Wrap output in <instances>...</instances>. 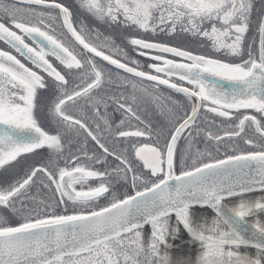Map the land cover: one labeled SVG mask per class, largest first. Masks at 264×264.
<instances>
[{
	"label": "snow or ice",
	"instance_id": "snow-or-ice-1",
	"mask_svg": "<svg viewBox=\"0 0 264 264\" xmlns=\"http://www.w3.org/2000/svg\"><path fill=\"white\" fill-rule=\"evenodd\" d=\"M80 6L99 21L117 22L123 17L122 23L144 32H175L179 28L206 39L214 51L234 57L242 55L253 10L252 0H80ZM48 7L59 9L63 26L81 46L79 55L51 34V25L43 17L56 18L41 10ZM71 16L67 7L49 4L48 0H14L11 4L0 0V41L33 66H27L9 51L0 50V168L44 147L62 155L64 134L83 130L101 152L100 156H88L85 152L84 158L93 164L106 163L109 156L119 161L116 171H123L125 176L132 173L134 194L121 197L112 193L110 202L98 207L99 198L110 191L106 181L109 173L77 163L80 155L66 158L65 166L55 172L45 167L32 168L23 179L0 189V207L19 215L16 203L19 201L21 208L25 206L24 199L37 173L47 178L46 187L55 186L59 198L54 206L44 204V214L30 210L16 225L0 216V264H173L166 249L171 247L169 240L176 238L181 226L199 247L196 258L183 264H262L264 225L256 222L249 228L245 218L254 215L253 209L264 210V150L241 152L223 159L193 160L191 167L182 163L179 173L175 170V151L178 139L185 132L192 136L187 130L195 125L205 102L211 105L207 111L220 117L230 118L233 111L241 109H253L264 115V17L258 24L259 58L253 57L249 47L248 59L240 63L195 55L144 39H130L139 55L161 62L148 65L156 73L150 74L138 70V61L129 58L136 65L129 66L89 42L84 27L78 30ZM34 17L40 19L33 23ZM26 41H31V45ZM85 50L93 55L81 59ZM164 54L185 62L168 59ZM48 57L59 61L78 78L71 91L69 80ZM95 57L134 77L166 85L192 101L191 114L185 113L177 122L163 148L147 143L134 145L136 159L148 170L143 176L136 174L125 156L106 147L87 123L66 111L70 102L85 99L93 102L97 118L102 119L100 105L106 109L107 104L100 98L93 101L92 94L104 83V71ZM205 74L231 83L234 90L229 93L215 85H206ZM173 76L187 81L193 89L170 82ZM49 77L56 90L48 109L58 125L55 134L42 127L36 116L40 90L49 88ZM132 87L135 89V83ZM130 99L131 104L121 103L120 99L114 102L126 115L139 120L132 108L136 96ZM246 121L264 138V125L255 116L246 114L235 126L238 130L225 132L224 136H241ZM104 123L110 127L107 120ZM99 128L97 123V131ZM115 135L129 138L145 137L149 133L137 128L118 130ZM207 138L217 142L223 139L211 132ZM244 142L254 146L251 139ZM90 180L99 183L85 190ZM257 190L261 191V198L254 204L246 202L244 194ZM232 197H240L239 204L226 208L224 202ZM61 205L62 212H57ZM205 208L215 213L210 223L203 213L197 212ZM146 226L150 229L147 236ZM242 246L257 249V257L250 259L241 254Z\"/></svg>",
	"mask_w": 264,
	"mask_h": 264
},
{
	"label": "flooded vegetation",
	"instance_id": "flooded-vegetation-1",
	"mask_svg": "<svg viewBox=\"0 0 264 264\" xmlns=\"http://www.w3.org/2000/svg\"><path fill=\"white\" fill-rule=\"evenodd\" d=\"M56 35L59 38H65L67 43H68V46L74 48V50L77 51L78 55L80 54V49L77 48L73 44V42L67 38V36L64 34V32L61 29L56 31ZM26 42H28L30 45L32 43L31 41H26ZM0 50L9 51L11 54L16 55L17 58L20 59L27 66L33 67L27 60L24 59V57L20 56L19 53H16L15 50L11 49L3 41H0ZM87 57H90V56L83 53V56H81L80 58L84 59ZM245 58H248V53H246V52H244L243 60H245ZM254 58L258 59L259 57L256 56ZM48 59L53 62L54 66L57 67V69L59 71H61L62 74L65 75L64 69H66V68H64V66L61 65L59 63V61H56L53 57H48ZM178 62H185V61H178ZM239 62H242V61H239ZM149 64H152V63H146L144 65H142L140 63L141 67H139V69H141L143 71H147V72H149V71L154 72L153 69L148 67ZM34 70L39 71L38 69H34ZM160 75L162 78H167V77H163V74H160ZM66 78L69 80V91H71V88L74 85V83L79 82V80L77 78L72 80L68 76H66ZM203 78H204L206 85H208V86L215 85L218 90H223V91H227V92L231 93L235 88V86L232 85L231 83H229L227 81L219 80L218 78L209 76L207 74H205ZM47 82L49 83V88L40 90L39 99H38V105L39 106H38V109L36 111V116L38 118L39 123L42 125V127H44L50 133L55 134V132L58 128V125L53 120L48 109H49L51 101L54 99V93L56 90L52 87L50 77L47 78ZM170 82H175L179 86L187 87L190 90H192L194 87L193 85L188 84L187 81H179L178 78L175 76L170 78ZM139 83L142 84L141 82H139ZM143 88H145L144 85L141 86V90ZM155 92H156V95L158 96V98L155 100L156 103L158 104V108H159L158 110H163V108L161 106L162 102L168 103L167 102V101H169L168 96L166 94H164V92H169V94H174V95L177 93V95L180 97V100L176 101L174 106L181 109V111H182L181 114H179L178 119H177V116L176 117H173L172 115L167 116L166 119L162 122L161 129L159 131L156 130V124L151 122L148 117L144 116L141 113V109L144 106H142L140 104V102L141 101H150L149 99L143 98L141 96V94H139L137 96L135 95L136 96V103L132 104L133 111L141 116V119H139V120H137L135 117H130V116L126 115L123 109H119L118 105L114 102L115 99H119V98L105 95L102 92H100V93H94L93 92V94H92L93 95V101L96 98H100L103 101H105L107 104L106 109H105L103 104L100 105V113H101L102 119L97 118L95 110L93 108V102L86 101L85 99H78V101L76 103L70 102L69 105L66 107V111L69 114H71L77 118H80L85 123H87L88 126L90 128H92V130L96 133L97 136H98V132H101L100 137L98 136V138L101 139V142L104 143L105 146L108 147L111 151L114 152L115 150H117L119 152L118 154L125 156L127 158L126 148L130 144H138V143H149V144H151V143H153L155 146H160L161 148H163L160 144L159 134L163 133V132H167L169 130L172 131L173 127L177 124V122L180 121L182 117H184L183 112L185 110L182 108V106H180L182 103L187 104V105H188V103L191 104L190 110H189V113L191 114L192 101H189L188 98L184 94H181L178 92H172V91H169V90H167L163 87H159V86H157V88L155 89ZM131 97L132 96H130L127 101L120 99V102L121 103L127 102V103L131 104V99H130ZM210 106L211 105L209 102H205V107H202L200 109L198 117L201 115V113H207V115L209 117H211V116L213 117V121L207 123L204 127H201L198 124V122L196 121L195 125H193V127L191 129L187 130V131L192 132V136L189 137L187 132H185V135L178 139L177 145L180 144V145L184 146L187 150H184V152L181 155H179V157L175 158V170L177 173H179L182 163L184 164L185 167H191L189 165L192 163V159H198L196 154H195V150L202 151L204 153V157L208 156L205 154V152L201 148L192 149V151H190V149L193 148V146H195V145L201 146L200 142L203 138L208 139L207 138L208 132H211L213 134V136L219 135V136L223 137L222 141H226L228 145L229 144H233V145L238 144L237 148H240V147L244 148V149H240L238 151H244L247 149H250V150H247L245 152L264 150V138H262L255 131V126L252 125L251 122L246 121L245 131L243 133H241V136H239V137L229 138V137L224 136V134H220L224 129H230L233 131L238 130V129H236L235 126L239 123V120L243 118V115H240L242 112H244L246 115H248V113H249L250 115L255 116V117L261 116L262 115L261 113L256 114L257 112H255V111H251L248 109H241L240 112H236V115L234 117H232V119L230 121H227L226 119H223L222 117L218 116L216 113L207 111V107H210ZM43 110H46L50 117L45 115L43 113ZM105 115H106V117H105ZM105 120H107V123H108V125H110V127L105 126V123H104ZM97 123H99V125H100L99 131H97V129H96ZM137 128H139L140 130H144V131L148 132L149 135L145 136V137H129V138L118 137L115 135V133L118 130H136ZM61 131L63 134V129H61ZM81 135L84 137V141L87 144H89V146H91L97 152V153L88 154V156H92L93 154L100 156L101 152L98 149V146L95 144L94 141L91 140L90 137H87L86 133H84L83 130H81L80 132H76L75 130H72L71 132L64 134V138H68V139L80 138ZM227 139H229V140H227ZM245 139L253 140L254 146L246 144L244 142ZM260 139H262L263 141H259ZM208 140H210V139H208ZM247 146L248 147L253 146V147L246 148ZM45 149H47V148L44 147V148H40L37 150H45ZM75 155H80V154L74 150L73 156H75ZM80 156H81V160L77 161V163L86 164L89 167H92L96 170H105L109 166L112 167L113 166L112 164H114V163L119 164V161L115 160L112 156L107 157L106 163H95V164H93L92 161H90V163H88L89 160L85 159L83 155H80ZM64 166H65V164H62V166H59V167H64ZM137 166L139 168V171L136 170L135 167H133L137 175L143 176L144 175L143 171L148 172L147 169H143L142 162H139L137 164ZM59 167H57V168H59ZM46 168L50 171V169L48 167H46ZM57 168H55L53 166L54 171H56ZM130 173L131 172H129L127 174L129 175ZM41 176H42V173H39V174H37V177L34 178V183L30 186L32 193L35 192L36 184L38 187L42 186V184L37 180V178H39ZM44 179L47 181L46 177H44ZM98 183H99L98 180H90L88 182V184L84 186L85 190H87L89 185L92 184L93 187H95L98 185ZM139 183L140 182L138 181L137 186H139ZM119 184L124 186V188L118 192L119 196L122 197L126 194H134V190L132 188V183L126 182V180H124L123 178L122 179L117 178L113 181L114 186L119 185ZM76 187H77V189L80 188L79 185H77ZM112 193H113L112 191H109V193H105L104 196L100 197L99 200L97 201V206L98 207L106 206L111 200V194ZM48 195H52V196L56 197L57 199L59 198L58 193L55 192V188L50 189L48 187L42 193H40L38 196H48ZM26 199H29V193H27V196L24 199V201ZM18 204H20L19 201H17L16 206ZM26 204H29V203L28 202L24 203V205H26ZM62 209H63V207L58 208L57 211H62Z\"/></svg>",
	"mask_w": 264,
	"mask_h": 264
},
{
	"label": "rangeland",
	"instance_id": "rangeland-1",
	"mask_svg": "<svg viewBox=\"0 0 264 264\" xmlns=\"http://www.w3.org/2000/svg\"><path fill=\"white\" fill-rule=\"evenodd\" d=\"M6 4H11L9 2H5ZM80 3V1H79ZM252 4H253V10L251 13V18H250V26H249V31L245 34L244 36V43H243V50H245L246 48L249 49V47L251 48V52L253 57H256V40H257V29H258V24H259V20H260V16L262 13V9L264 6V0H252ZM45 13H48L49 11L43 10ZM87 14H89L87 12ZM90 15V14H89ZM91 17H93L92 15H90ZM94 18V17H93ZM119 20H122V17L119 18ZM71 21L73 23V25L77 28L80 29L81 26L84 27L85 31H88L87 27L85 26V24L81 21V18L78 17V15L75 13V15L71 16ZM5 22L7 23V21L5 20ZM31 22H32V18H31ZM10 26V25H9ZM55 26L58 29V25L57 22L55 23ZM53 28V27H52ZM18 31V30H17ZM103 33L106 35V37H104L106 40L103 42L101 38V47L104 48V50H110L111 52H113L114 55H119V59L121 61H126V62H130L131 60H135L139 62H141V55L138 54V51L136 50V48L131 45L130 43L126 42V40L123 37L119 36L120 42L118 43L117 41V37L118 35L115 34L114 32H111L109 30L103 29ZM168 35H171L173 32H167ZM97 34V33H94ZM139 39V37H137ZM170 43L167 46H171V47H177L183 50V44L181 41H179L176 37H170ZM65 44L68 45L67 41L65 38H60ZM144 39L146 41H149L145 38H141ZM159 39V38H158ZM193 40H195L194 38H192ZM92 43L98 45L99 42L93 39H89ZM149 42H153V41H149ZM154 43H159V41H154ZM115 49H119V52H115ZM141 51H146V50H141ZM209 51L210 48L207 49L206 51V56L211 57L209 55ZM213 53V52H212ZM213 58L215 56H222L223 58L221 59V61H225V62H232V63H240L239 61H233L231 60L232 56L230 55H225V53L223 51L220 52H216V55L213 53ZM130 58V59H129ZM248 58H245V60ZM131 64V63H130ZM132 66H136L134 64H131ZM141 67V65H140ZM75 71V70H73ZM104 74H107V71L103 70ZM64 73L66 76L70 77V79L74 80L77 77L75 75H72L68 72L67 69H64ZM78 79V78H77ZM137 81V82H136ZM141 82L142 84H140L139 82ZM133 83H135L136 87L135 89H133L132 85ZM144 85L145 88H143L141 90V86ZM150 83L144 82L142 80L136 79V78H129V77H125L122 75H115L112 73H108V75L106 77H104V83L101 85V87L97 90L94 91V93H100L102 92L104 89L106 90V95L108 96H112V97H117L119 99H121V97H126L129 98L130 96L133 95H139L141 94V96L143 98L149 99L150 101H141L140 104L142 106H144L141 109V113L148 117L149 120L153 123L156 124V130L159 131L161 129V125L162 122L166 119L167 116L172 115L173 117L178 116L179 114H181V109L177 108L174 106L175 102L180 100V97L177 95V93L174 94H169V92L164 93L168 96L169 101H167L168 103H164L162 102L161 106L163 108V110H158V104L156 103V99L158 98V96L156 95L155 89L151 87ZM151 87V88H150ZM180 106H182V108L185 110L183 112V116L185 115V113L189 114V110H190V106L191 104L188 103L184 104L182 103ZM251 111H255L253 109H248ZM43 113L47 116H49L48 112L46 110H43ZM245 113L242 112L240 115H244ZM259 114V113H256ZM137 116L140 117L141 116L139 114L136 113ZM236 115V112L233 111L229 117H222L223 119H226L227 121H230L232 119V117H234ZM248 115H250L248 113ZM50 117V116H49ZM106 117V115H105ZM256 118L258 120L261 121L262 125H264V115L261 116H256ZM262 119V120H261ZM180 120V119H179ZM198 122V124L201 127H204L207 123L213 121V117H209L207 115V113H201V115L197 118L196 120ZM233 130L230 129H224L220 134H224L225 132H231ZM171 130L167 131V132H163L159 134V139H160V144L162 147H164L166 141H168L169 139V134H170ZM101 132H98V136L100 137ZM229 140V139H227ZM259 141H263L262 139H260ZM141 144V143H138ZM138 144H130L127 146L126 148V155H127V160L129 161V163L132 164L133 167L136 168V170L139 171V168L137 166V164L140 162L139 160L136 159L135 157V153H134V145H138ZM149 144V143H147ZM152 145H154L153 143H151ZM201 146H193V148L190 149V151H192V149H197V148H201L206 155H208L207 157H204V153L202 151L199 150H195V154L197 156L198 159H192L196 160L197 162H199L200 160H209V159H219V158H223L226 157L228 155H232V154H238L241 152H245L247 150L244 151H238L240 149H244L242 147L237 148L238 144H227L226 141H215V140H208V139H202L200 142ZM160 147V146H158ZM253 146H247L246 148H250ZM161 148V147H160ZM74 150L79 153L80 155H83V153H87V154H91V153H97L91 146H89V144H87L84 141V137L81 135L80 138H64V149H63V155L62 158L60 159L62 161V164H65V160L68 156H73L74 155ZM184 150H187L184 146L178 144L176 146V151H175V158L179 157V155H181ZM114 152H116L117 154L119 153L117 150H115ZM41 155H45L48 156L49 158V164H48V168L50 169L51 172H55L53 169V166L58 162L55 161L52 157L57 155L52 153L48 148L42 151H39V154H36L33 158V163L30 167H28L27 169H24V163H22L21 161H13L12 164L5 166V168H0V189H4L7 188L9 185L15 183L17 180H21L24 178L25 174L32 168L41 165L40 162V156ZM67 156V157H65ZM194 158V157H193ZM88 163H90V160L88 161ZM112 167H108L105 170H107V172L109 173V175L106 177V181L108 183V186L110 188V191H112L113 193H115L117 196L118 192L124 188L123 185L119 184V185H113V181L117 178L120 179H124L126 180V182H130L131 183V177H132V173H130L129 175L127 174V176H125L123 171H116L117 166L119 164H112ZM192 166V163L189 165ZM105 170H99V171H105ZM144 175L147 174V171H143ZM37 180L42 184V186L38 187L36 184V189L35 192L32 193L31 188H29V199H26L24 201V203L28 202L29 204H26L23 208H21V205L18 204L16 207H20L24 212L28 213L30 210H39V211H43L44 208V204H51V205H55L57 198L52 196V195H48V196H38L40 193H42L47 187L45 186L48 182L44 179V177H39L37 178ZM90 186H93L92 184ZM50 189L55 188L54 185L51 187H48ZM59 197V194H58ZM43 202V203H42ZM63 207V205L60 206V208ZM57 212H61V211H57ZM26 213H22L20 212V214L18 215L17 213H13L10 209H6L1 207L0 208V216L3 217H7L4 218L8 223L15 225V221L13 220V218L15 217L14 215H18V216H22V215H26ZM21 220V219H19ZM20 222V221H19ZM18 222V223H19Z\"/></svg>",
	"mask_w": 264,
	"mask_h": 264
},
{
	"label": "trees",
	"instance_id": "trees-1",
	"mask_svg": "<svg viewBox=\"0 0 264 264\" xmlns=\"http://www.w3.org/2000/svg\"><path fill=\"white\" fill-rule=\"evenodd\" d=\"M48 1H54V2H57L61 5H63L64 7H67L69 9V11L72 13V15H75V13H76L78 15V17H80L85 22V24L88 26L89 29L96 30V32H98L101 37H106V35L103 33V29L114 32L115 34L118 35V37H117L118 43L120 42V39H119V36H120V37H123L125 40H127V39L130 40L132 38L139 37V39L145 38L149 41H153V42L159 41V43H161V44L168 45L170 43V39H171L170 37L173 36V37H176L182 43H184L182 45L183 50H187L193 54H206V51L210 46L209 41H207L206 39H204L202 37L194 36L191 33L186 32V31H180L179 28H177V30L175 32H173L171 35H168V33L164 32V31L158 30L155 33L150 32V31L144 32L143 30H140V29L136 28L135 26H128V25L121 22L123 20V17H122V20H118L117 22L99 21V20L91 17L89 14H87L86 11H84V9L81 8L80 3H79L80 0H48ZM41 10L49 11L48 13L52 17L56 18V13L54 10H49V9H41ZM39 19H40L39 17H34V18H32V22L35 23ZM43 19L45 20L46 23L51 25L50 31L52 30V27L55 25V23L58 21L57 18L55 20L49 19L48 15H45L43 17ZM192 38H194L195 40H193ZM212 52L216 55V52H220V51H209V55L213 58ZM172 58L176 61H178V59H179V57H170L169 59H172ZM215 59H219V58H215ZM141 60H142V58H141ZM219 60H221V59H219ZM150 86L153 88H157L154 85H150ZM164 93H167V92H164ZM39 151H42V150H36L33 153H27V154H24L18 158V159H22L21 162L24 163V169H27L28 167H30L32 165L33 158L36 154H39ZM62 156H64V155L63 154L62 155L57 154V155L52 157L55 161H58L54 165L55 168L62 166V161L60 160L62 158ZM65 157H67V156H65ZM39 158H40L41 165L36 166V167H45V168L48 167V164H49L48 156L41 155ZM42 177H45V176L42 174ZM17 209H19V211L22 213H26L19 207ZM41 214H44L43 211H41ZM14 216L15 217L13 218V220L15 221L14 223L16 225V224H18V222L20 221L19 219H21L22 216H18V215H14ZM4 218H7V217H4Z\"/></svg>",
	"mask_w": 264,
	"mask_h": 264
},
{
	"label": "water",
	"instance_id": "water-1",
	"mask_svg": "<svg viewBox=\"0 0 264 264\" xmlns=\"http://www.w3.org/2000/svg\"><path fill=\"white\" fill-rule=\"evenodd\" d=\"M5 1H9V2H12V3L14 2V0H5ZM48 2H49V4L54 3V2H50V1H48ZM48 8H52V9H55L57 11L59 20H60V22L62 24V27H63L65 33L75 43V45L81 49V46H79L70 37V34L67 32V29L63 26V16L60 13L59 9H56V8H53V7H48ZM262 17H264V12H263ZM258 47H259V33H258ZM84 52H86V50ZM88 54L91 55V56L93 55L91 53H88ZM95 58L98 59V60H100L102 63L106 64L107 66L113 68L114 70L122 73V74L131 76V77H134L132 74L126 73L122 69H117L114 65L108 64L107 61H103L100 57H95ZM134 78H137V79H140V80H144V81H147L149 83H152V84L157 85V82L156 81H148V80H146L144 78H140V77H134ZM158 86H162L163 88H166V89H169V90H174V89H171V88H169V87H167L166 85H163V84H160ZM244 195H245L246 202L251 203V202L256 201L257 199H260L261 196H262V193H261V191L257 190L255 192L246 193ZM239 202H240V197H232V198H229L227 201H225L224 204L226 205V208H234V207H236L239 204ZM197 212H198V214L199 213H203L204 216H206L208 218L209 223L211 222V219L215 216V213H213L211 209H207V208H205V209H198ZM253 212H254V215H249L248 217L245 218L246 221H247L248 227L251 228L252 225L255 224L256 222H259L261 225H264V210H256V209H253ZM224 227H226V226H224ZM149 231H150V229L148 228V226H146L145 227V235L146 236H147V234H148ZM177 235H180L182 238L186 239V241H187L188 244L194 245L191 242V238L182 229V226H181V231ZM197 247H198V245H197ZM239 252L241 254H243V255H246L250 259L256 258L257 255H258L257 249H255V248H253L251 246H246V247L245 246H242L239 249ZM262 264H264V258H262Z\"/></svg>",
	"mask_w": 264,
	"mask_h": 264
},
{
	"label": "bare ground",
	"instance_id": "bare-ground-1",
	"mask_svg": "<svg viewBox=\"0 0 264 264\" xmlns=\"http://www.w3.org/2000/svg\"><path fill=\"white\" fill-rule=\"evenodd\" d=\"M169 243L171 247L166 249V251L169 253L173 264H183V262L195 259L199 251L197 245L188 244L186 239L180 235H177L175 239H170ZM180 260L184 261L182 262Z\"/></svg>",
	"mask_w": 264,
	"mask_h": 264
}]
</instances>
